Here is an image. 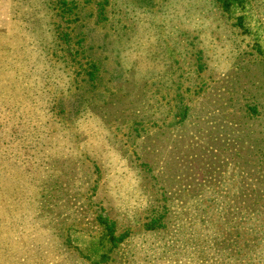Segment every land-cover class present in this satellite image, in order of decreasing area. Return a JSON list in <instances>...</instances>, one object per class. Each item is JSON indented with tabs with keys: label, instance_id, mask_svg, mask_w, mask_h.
<instances>
[{
	"label": "rangeland",
	"instance_id": "obj_1",
	"mask_svg": "<svg viewBox=\"0 0 264 264\" xmlns=\"http://www.w3.org/2000/svg\"><path fill=\"white\" fill-rule=\"evenodd\" d=\"M65 2L0 0V264H264V0Z\"/></svg>",
	"mask_w": 264,
	"mask_h": 264
},
{
	"label": "trees",
	"instance_id": "obj_2",
	"mask_svg": "<svg viewBox=\"0 0 264 264\" xmlns=\"http://www.w3.org/2000/svg\"><path fill=\"white\" fill-rule=\"evenodd\" d=\"M64 2H65V0H64ZM67 5H69V4H67ZM100 6H101V4H98V12L100 11ZM61 11H64V13H66L65 14V17H68V18H71V19L74 18L78 14V12L76 13L74 11V6H73V8L72 7L65 6V7L62 8ZM1 91H2V89H0V95H1ZM19 93H20L19 91H15L14 92V94L17 97V101H10V100H8L10 102V105H12L11 107H8V109L12 110V114L15 113V112H17L19 109H24V107H25L23 105L21 106V103H20V94ZM2 94H4V92ZM0 102L2 103L3 101L0 100ZM15 103H18V104L16 105ZM1 105H3V104H1ZM31 105L32 104H30L29 106H31ZM96 217H97V219H98V221L100 223H102V224L105 225L106 229L108 230V234L112 237L111 239L115 240V237H114V235H115L114 234V232H115L114 231L115 230L114 229L115 228L114 227V222L111 221V220H109L105 215H103L101 213H98V215Z\"/></svg>",
	"mask_w": 264,
	"mask_h": 264
}]
</instances>
